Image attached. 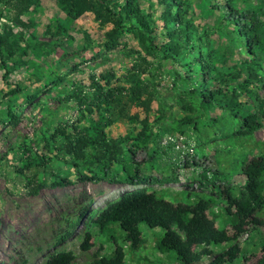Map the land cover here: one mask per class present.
Returning a JSON list of instances; mask_svg holds the SVG:
<instances>
[{
  "label": "rangeland",
  "instance_id": "374dc122",
  "mask_svg": "<svg viewBox=\"0 0 264 264\" xmlns=\"http://www.w3.org/2000/svg\"><path fill=\"white\" fill-rule=\"evenodd\" d=\"M124 1L109 3L118 10ZM135 2L153 22L157 42L177 26L175 18L190 22L192 38L184 45L195 51L178 61L161 53L147 55L128 29L131 20L127 18L122 28L111 32L113 24L101 25L92 11L73 18L57 0H0V36L4 39L0 48V264H43L62 250L73 252L71 264H86L110 255L115 245L123 246L125 264H181L171 249L155 245L164 237L163 227L151 228L133 218L128 224L109 225L103 233L95 230L92 246L88 250L80 247L92 216L122 193L142 186L125 181L127 173L117 161L119 153L109 162L101 144L84 150L100 161L76 159L66 148L67 140L55 136L57 127H66L75 135L77 129H89L93 122L106 119L110 120L102 125L106 140L124 155L132 153L138 174L151 180L145 185L148 193L177 205L191 204L196 196L210 197L217 226L229 228L219 191L228 184L241 187L245 179L239 170L242 163L264 155V0H177L170 12L155 0ZM227 3L237 11L256 12V27L248 14L239 24L227 22L225 17L232 13ZM111 33L117 45L108 49ZM1 58L8 69L5 77ZM252 61L256 66L250 69ZM133 64L140 66L135 71L153 89L149 112L125 94L119 102L101 105L102 109L93 112L79 103V97L92 95V78L105 89L128 86L125 75ZM16 86L20 90L11 94L9 90ZM193 86L221 92L204 109L201 98L187 92ZM231 99L239 102L241 115L256 116L258 129L240 134L250 125L224 107ZM9 109L17 116V124L9 117ZM143 118L148 120L147 129L140 136ZM169 134L184 136L187 148L165 144ZM42 155L43 163L32 161ZM101 162L110 167L105 180H77L78 171L92 174L89 170ZM56 176L73 183L52 186ZM39 182L44 185L32 192ZM84 207L87 212L72 234L59 242ZM239 230L241 251L234 263L251 264L263 254L264 225ZM129 234L143 239L140 249L129 245ZM226 245L209 248L219 254ZM210 260L198 255L193 264Z\"/></svg>",
  "mask_w": 264,
  "mask_h": 264
},
{
  "label": "trees",
  "instance_id": "16d2710c",
  "mask_svg": "<svg viewBox=\"0 0 264 264\" xmlns=\"http://www.w3.org/2000/svg\"><path fill=\"white\" fill-rule=\"evenodd\" d=\"M150 1L152 2V0ZM155 1L158 4L166 6L169 12L177 2V0ZM57 2L73 18L80 16L86 11H92L101 25L107 23L113 24L111 32L122 28L125 18L131 20L128 29L137 37L138 42L145 48L147 55L161 53L164 58L178 61L195 51L194 47L187 48L184 45V43L189 42V39L192 38L190 37V28L192 27L190 22H181L175 18L177 26L168 29L164 34V39L161 42H157L152 26L153 22L135 0H125L118 10L110 5L109 0H57ZM227 6L229 10H232V13L226 17L223 15L220 20H223L225 17L227 22L236 25L239 24V19L242 16L248 14L253 19V25L256 27V23L259 20L256 19V12L237 11L230 3H227ZM176 23H173V25ZM179 26L184 28V32L181 31V27L179 28ZM111 35L112 33L110 34L111 41L106 44L108 49H112L117 45L113 40V35L112 37ZM196 38L200 39V36L196 35ZM3 46L4 39L0 36V48ZM195 59L200 60L198 57ZM1 60L5 70L3 76L5 77L8 74V69L4 58H1ZM142 60L145 61L144 58ZM132 66L134 71L131 68L129 73L125 75L124 83H127L128 86L108 87L105 89L92 78L91 84L94 89L92 95L79 97V103L86 106V111L93 112L94 110L98 111L102 109L101 105L107 106L112 101L119 102L122 99V94H125L129 101H135L137 106H140L146 113L149 112L153 89L149 87V84L144 82L138 71H135L140 66L136 64ZM255 66V62L253 61L248 65L250 69H253ZM19 90L20 88L16 86L9 91L11 94H15ZM187 92L199 96L201 98V107L206 109L217 100L221 90L211 89L206 86H193ZM29 100H33V97L30 96ZM224 107L234 114L235 117L244 120L250 125L247 129H242L240 134H250L260 127V123L254 114H248L245 117L241 115L240 104L237 100H229V102L224 104ZM8 115L14 124L18 123V118L11 109L8 110ZM107 122L109 123L110 120L106 119L104 123L106 124ZM147 122V118L141 119L142 127L138 135L143 136L146 134ZM104 123L95 121L90 127L93 128L92 131L90 128L77 129L75 135L69 133L66 127H57L55 136H63L67 140L66 148L76 159H85L87 157L91 161H100L97 155H86L84 150L87 147L94 148L101 144L104 145L109 162L116 153H119L117 161H121L125 168L127 173L125 181L129 184H141L142 186L122 193L117 199L109 202L97 214L92 216L89 221V228L84 233L80 247L88 250L92 246L95 230L103 233L108 230L109 225L128 224L133 218L144 221L151 228L155 225L163 227L164 237L157 240L155 245L171 249L179 258L181 264H193L197 261L198 255L211 257V260L206 264H235L234 260L241 251L238 241V237L241 235L239 228L264 225V155L252 156L242 163L239 170L245 179L241 187L236 188L228 184L219 191L224 213L230 223L229 228H220L211 215L213 200L210 197L196 196L191 204L177 205L165 197L148 193L145 185L149 184L151 180L145 175L141 176L138 174L132 153L124 155L120 147H113V144L112 146L109 145L106 140V132L102 126ZM237 134L234 133V135ZM43 158V155L35 156L32 158V161L35 162L37 160L38 163H43ZM73 162V165L78 167V163L76 161ZM109 168V164L101 162V165L97 169L89 170L92 174L78 171L77 180H105L108 177ZM111 180L112 182H120L123 179ZM71 183L73 181L69 178L56 176L51 185L58 186ZM43 185V182H39L35 185L32 192H36ZM87 209V207H84L80 211L78 219L71 223L70 229L58 238L59 242L64 241L72 234V230L78 224L79 219L86 214ZM185 215H187V218H185ZM127 241L134 250L140 249L143 245V239L134 237L132 234L127 236ZM222 243H226L227 245L219 254L214 253L209 248L212 244ZM262 252L263 254L251 264H264V246L262 247ZM125 258L126 252L123 246L115 245L110 255H102L100 258H95L86 264H125ZM140 258L147 259V257L142 255ZM73 259L74 254L72 251L62 250L50 255L43 264H71Z\"/></svg>",
  "mask_w": 264,
  "mask_h": 264
},
{
  "label": "built area",
  "instance_id": "2783aa9c",
  "mask_svg": "<svg viewBox=\"0 0 264 264\" xmlns=\"http://www.w3.org/2000/svg\"><path fill=\"white\" fill-rule=\"evenodd\" d=\"M164 143L166 144H172L176 149H186V145L187 143L185 144L184 143V136H176V135H173V134H169L167 135V137L164 139Z\"/></svg>",
  "mask_w": 264,
  "mask_h": 264
}]
</instances>
